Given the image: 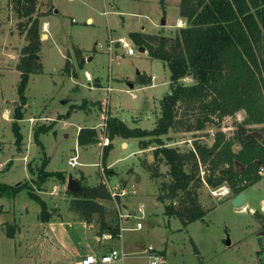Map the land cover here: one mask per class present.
<instances>
[{"label":"rangeland","instance_id":"374dc122","mask_svg":"<svg viewBox=\"0 0 264 264\" xmlns=\"http://www.w3.org/2000/svg\"><path fill=\"white\" fill-rule=\"evenodd\" d=\"M179 1L54 0L58 13L43 18L47 22V38L42 36L40 17L43 70L31 75L25 88L26 103L19 121L22 141L17 147L11 127L14 107L19 104L15 103L18 102L16 87L19 80L15 66L25 41L23 34L20 40L17 36H7L18 32L19 19L10 0H0V181L15 186L26 184L27 187L13 197H0V264H61L60 253H55L49 244L50 237H54V234L49 235L50 231L52 233L49 223L56 221L63 222L65 227L71 223L74 226L72 233L81 231V222L87 224L90 234L99 238V251L113 247L123 250V259L112 264H147L149 245L162 258L159 264H256L264 260V209L261 208L264 181L249 186L247 202L242 205L246 204L244 209L232 205V194L227 186L211 189L204 185L199 191V199L207 213L203 220L184 225L178 217L164 213L169 200L162 201L159 197L160 184L168 181L167 167L160 164L162 175L153 179L141 165L143 159L153 160L151 146L140 150L137 138L115 137L103 160L101 140L88 145L77 142V132L84 126L95 127L100 136L101 123L108 114L120 117L129 126L151 128L155 124L170 72L165 63L141 52L129 33L140 31L143 26L148 33L170 34L174 26L183 24L177 22ZM48 2L37 0L38 11L51 12ZM105 10L108 15L104 14ZM87 16L93 21L86 23ZM71 18L76 22H71ZM162 20L164 24H161ZM109 29L114 37L128 41L135 54L119 58L113 55L111 60L105 48L95 46V42L106 41ZM74 46L94 55L81 67L75 62L77 76L66 74L69 66L65 56L69 52L70 57H74ZM94 48L97 53L93 52ZM85 70L98 76L104 85L110 79L112 90L109 92L108 86L106 89L89 88ZM138 72L153 74L154 85L139 88V80L148 77H141ZM185 79L190 81V78ZM130 83L134 85L132 88ZM84 98L88 100L84 102ZM242 117V111L234 117H225L221 130L231 134L233 121ZM37 128L46 131L39 133L35 140L33 132ZM217 130L218 127L209 123L199 130H174L168 134L167 141L184 151L196 137L210 142ZM120 142H126V145ZM70 156H76L77 165L67 163ZM41 168L61 171L63 177L52 174L43 181ZM69 174L80 184L103 182L114 192L125 188L120 197L101 201L107 211L106 221L119 225L117 237H103L109 233L100 230L96 214L91 222H86L70 209L73 196L66 189ZM131 183L133 188L129 186ZM27 190L44 200L50 214L48 221H41L40 205ZM250 206L255 209H247ZM122 207L137 214V218L130 217L123 222L126 227L123 231L118 215V209L124 212ZM4 214H10V222L17 226L13 236L15 241L5 235L9 221ZM136 222L141 223L140 229H135ZM85 254L81 250L78 261ZM53 259L58 262L54 263Z\"/></svg>","mask_w":264,"mask_h":264},{"label":"trees","instance_id":"16d2710c","mask_svg":"<svg viewBox=\"0 0 264 264\" xmlns=\"http://www.w3.org/2000/svg\"><path fill=\"white\" fill-rule=\"evenodd\" d=\"M10 2L19 19L18 33L24 35L25 41L15 66L19 72L16 87L19 104L14 107L11 123L18 147L22 141L19 121L26 103L25 88L30 76L43 70L39 56L40 17L48 12L38 11L37 0ZM178 15L184 23L174 26L170 34L129 33L136 45L147 50L149 57L167 65L168 87L151 128L129 126L120 117L108 114L106 134L110 142L103 147L102 157L104 160L115 137L137 138L140 150L151 146L153 160L143 159L141 165L153 179L162 175L160 164L167 167L168 181L160 184L159 196L162 201L169 200L164 213L178 217L186 225L203 220L207 213L199 199L204 185L211 189L227 186L233 196L263 177L264 0H180ZM74 52L78 65L82 66L81 50L75 48ZM239 111L243 112L242 119L233 121L234 129L226 134L221 130V122ZM207 123L218 127L210 142L196 137L182 151L167 141L171 131L199 130ZM44 131V128L35 129L34 139L38 140L39 133ZM99 141L95 127L78 130L79 145ZM41 170L43 181L52 174L63 177L61 171ZM80 185L78 192L67 190L73 196L70 209L86 222H91L96 214L100 230L117 237L119 225L106 221L107 211L101 203L111 199L106 185L103 182ZM25 188L26 184L15 186L0 181V197H13ZM27 191L40 205L41 221H48L50 214L44 200ZM15 230L16 224L7 222L6 236L13 237ZM193 247L197 254V248ZM256 264H264V260Z\"/></svg>","mask_w":264,"mask_h":264},{"label":"crops","instance_id":"0c3cea01","mask_svg":"<svg viewBox=\"0 0 264 264\" xmlns=\"http://www.w3.org/2000/svg\"><path fill=\"white\" fill-rule=\"evenodd\" d=\"M48 4H49L48 6L52 7L51 12H48L46 15L41 16V19H42V26L41 27H42V31H44V33L42 34V36L45 35L46 38L48 37L49 33H47L46 30H45V29H47L46 28L47 27L46 26L47 25V22H44L43 21V18H46L47 16H49L52 13L57 14L58 11H59L58 9L57 10L55 9L54 0H49ZM53 9H55L54 12H53ZM105 15H108V13L105 14ZM92 21H93V19H92L91 16H87L86 19H85V22L86 23H90ZM71 22H76V20L74 18H71ZM177 22L184 23L183 22V19L180 18L179 16L177 17ZM178 25H182V24H178ZM47 31H48V29H47ZM135 32H145V33H148V32H146L144 30V27L143 26H141L140 31H135ZM7 36H17L18 39L20 40V38H21L22 35H19L18 32H14L12 34L10 33V35H7ZM109 36H111L112 38H119V37H114V34L110 31V29L108 31V34H107V37L106 38L108 39ZM22 38H23V36H22ZM41 42H43V41L41 40ZM96 44H97V42L94 43L95 46H96ZM98 44H102L103 46H105V47H102V48H107L106 41L104 43H98ZM75 48H78L79 50H81V57H83V59H84V62L82 63V66L86 64V61L89 62V61H91L94 58L93 57L94 55H89L90 54L89 50L84 51L83 48H80L78 46L77 47L74 46V48H73V55H74V57H70L69 52H67V54L65 56V63L67 62V65L69 66L68 67L69 72L68 73L65 72V73L68 74V75H72V76H77L75 62L78 65V60H77V57L75 56V53H74V49ZM95 50H96V48L93 49V52H95ZM105 50L107 51V49H105ZM95 53H97V52H95ZM144 54L149 57L147 50H144ZM122 55H128V54H126L125 52H123L120 49L116 50V55L115 56L117 58H119ZM39 56H40V59H41L40 51H39ZM128 56H132V55H128ZM112 58H113V56L111 57V60H112ZM71 64H73V65H71ZM79 67H81V66H79ZM84 73L86 75L89 88L106 89L105 86H108V85L111 86V88H113L112 87V84L110 83V79L104 85V84H102V82L98 78V76H93V74L90 73L87 70H85ZM138 75L141 76V77L146 76V77L150 78L149 81H148L147 78H141L140 79L141 81L139 83H137V86L139 88L144 87V86L146 87V86L154 85L153 84V79H154L153 78L154 77L153 74H146L145 72L144 73L138 72ZM129 85H130L131 88L134 86L132 83H130ZM87 100H88L87 98H84L83 101H87ZM114 141H115V139H114ZM114 141H113V144H114ZM120 143H122L123 146L126 145V142H120ZM261 173H262V176H263L262 179L259 180V181H257L254 184H257L260 181H264V167L262 168ZM129 182H131V181H129ZM129 186L133 188V183H131ZM248 189H249V187L246 190H244V192L247 194L246 200L248 199ZM128 190H129V188H128ZM131 192L134 193V190L132 189ZM261 202H262L261 208L264 209V198L262 199ZM244 206H246V204ZM244 206H242L241 209H244ZM247 209L254 210L255 208L253 206H250ZM49 225L51 227L50 230H52V233L50 231V234L49 235L52 234V236H53V234H54V237H50L52 240H51V242L49 244L53 246V248L55 249L54 250L55 253H57V252L60 253L59 255H60V262H61V264H79V261L81 259L78 261V255L80 254V251L81 250H84L86 252V254L87 253H94L96 255H99L101 253L108 252L110 249H112V248H110L107 251H99L97 249V244H98V239L99 238L96 235H91L90 234V231L87 228V224L85 225L82 222H81V226H80L81 231H80V229H79V232H76V230L74 231V233L78 234L76 236L74 235V233H72L71 228H73L74 226L71 225V223H69V227H65V225L63 224V222H59V221L50 222ZM21 233L22 232L18 233V235H21ZM104 235L105 234H103V237H105ZM10 238H13V237H10ZM108 239H110V238H108ZM14 241H15V239H14ZM115 249H117V248H115ZM49 261H51V260L49 259ZM53 262L55 263V262H58V261L54 260ZM98 264H100V263H98Z\"/></svg>","mask_w":264,"mask_h":264},{"label":"built area","instance_id":"2783aa9c","mask_svg":"<svg viewBox=\"0 0 264 264\" xmlns=\"http://www.w3.org/2000/svg\"><path fill=\"white\" fill-rule=\"evenodd\" d=\"M108 11L105 10L104 14H107ZM178 25V24H177ZM98 45L100 48L101 47H105L102 44H96ZM106 46L107 48V52L109 54V57L111 58L113 55H116V50L120 49L123 52H125L128 55H134L135 54V49L133 48V46L126 41L123 37H119V38H112L111 36L108 37V39L106 40ZM144 52V51H142ZM108 91L110 92V90L112 89L111 86L108 85ZM107 118V116H106ZM106 118L104 117V121L101 123L102 127H101V135L99 136L101 142H100V146L103 147L108 145L110 140L106 134ZM67 163L70 166H75L78 164L77 162V158L76 156H70L67 160ZM262 171V170H261ZM116 189L117 186H116ZM111 198H115L117 196H121L123 193H125V188H122L119 190V192L117 191H112L109 190ZM214 193V192H213ZM122 210H124V212H122L120 209H118V215L120 216V220L119 222L121 223V225L123 224L124 221H126V219L132 217V218H137V214L135 211L133 210H128L126 208L122 207ZM140 212H142L141 210H139ZM141 228V223L140 222H136L135 224V229H140ZM121 231H123L124 229H126L125 226H121ZM105 238H110L111 235L110 234H105L104 235ZM147 264H159L161 263L163 260L161 257H159L156 252L154 251V248L149 245L147 247ZM124 257V252L123 250H119V249H115L112 248L110 249L108 252L105 253H101L99 255H96L94 253H87L85 254L81 260L79 261V264H111L115 261H121Z\"/></svg>","mask_w":264,"mask_h":264},{"label":"water","instance_id":"95a60500","mask_svg":"<svg viewBox=\"0 0 264 264\" xmlns=\"http://www.w3.org/2000/svg\"><path fill=\"white\" fill-rule=\"evenodd\" d=\"M164 23H165L164 20H162L161 24H164ZM139 50L142 52L145 49L143 46H139ZM15 103L18 104L17 101H15ZM66 189L70 190V191H74V192H78L81 189V185H80L79 181L77 179H75L71 174H69L67 177ZM246 198H247V194L244 191H242V192H239V193L233 195L230 198V200H231V203L233 206L238 207V206H241L244 204V202L246 201ZM3 216L6 218V220H8L10 222V218H11L10 214H4Z\"/></svg>","mask_w":264,"mask_h":264},{"label":"bare ground","instance_id":"6f19581e","mask_svg":"<svg viewBox=\"0 0 264 264\" xmlns=\"http://www.w3.org/2000/svg\"><path fill=\"white\" fill-rule=\"evenodd\" d=\"M45 36V35H44Z\"/></svg>","mask_w":264,"mask_h":264}]
</instances>
